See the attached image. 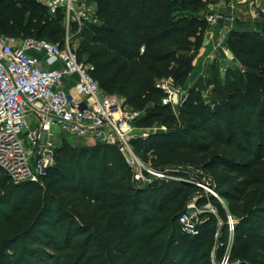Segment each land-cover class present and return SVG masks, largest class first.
<instances>
[{"label":"trees","instance_id":"obj_1","mask_svg":"<svg viewBox=\"0 0 264 264\" xmlns=\"http://www.w3.org/2000/svg\"><path fill=\"white\" fill-rule=\"evenodd\" d=\"M97 3L101 23L84 26L78 61L94 66L103 92L120 95L140 113L136 126L157 122L167 128L135 141V151L162 170L183 164L211 171L238 220L229 263L264 264V15L260 32L236 21L226 41L228 52L258 74L228 70L224 85L214 81L221 95L213 108L202 104L196 86L185 89L187 100L176 109L188 122L181 127L161 103L156 82L172 77L177 85L186 83L208 27L199 15L208 0ZM62 19L61 11L51 14L36 0H0V35L54 41ZM209 131L217 138L210 140ZM96 145L70 150L76 160L67 163L58 160L59 151L40 179L44 189L15 184L0 170V264L13 245L19 247L14 264H41L40 258L43 264H212L200 251L214 217L194 237L177 225L185 194L195 187L171 181L136 188L118 151Z\"/></svg>","mask_w":264,"mask_h":264},{"label":"built area","instance_id":"obj_2","mask_svg":"<svg viewBox=\"0 0 264 264\" xmlns=\"http://www.w3.org/2000/svg\"><path fill=\"white\" fill-rule=\"evenodd\" d=\"M37 1L51 14L61 11L63 22L73 25L76 34L66 36L62 44L0 35V170L15 184L37 182L54 165L58 135L113 147L123 158L136 188L175 181L203 190L204 205L200 207L197 201L201 196H195L185 202L177 217L180 232L198 236L201 226L210 217H217L211 199L219 201L221 196L210 176L176 168L162 170L135 151L134 142L148 137L135 125L140 113L120 97L102 92L92 76L94 66L78 61L73 45L74 37L95 17L91 0ZM254 1L251 5L257 14L264 15V0ZM229 17L231 13L204 15L208 27ZM156 88L163 93L161 103L170 108L177 109L187 100V92L172 77L158 80ZM53 129L58 133H52ZM217 223L222 225L220 220ZM236 223L227 215L224 227L230 237H234ZM214 264H230L228 251Z\"/></svg>","mask_w":264,"mask_h":264},{"label":"rangeland","instance_id":"obj_3","mask_svg":"<svg viewBox=\"0 0 264 264\" xmlns=\"http://www.w3.org/2000/svg\"><path fill=\"white\" fill-rule=\"evenodd\" d=\"M90 2H91V5H92V8H93V11H94L93 15H95V17H94V19L92 21V24H99V23H101V20L96 15L97 7H98L97 0H91ZM199 15L202 16L201 14H199ZM256 16H259V15L256 14ZM257 18L259 19V17H257ZM246 20L247 19L244 20L240 16L239 19H238V22H245ZM245 24H248V26H249L248 28L249 29L252 28L253 30H256V31H259V32L262 30V28H261L262 26H260L259 23H258L257 27H255L254 24L249 22V21H246ZM61 28H62V32H61L60 37H56L54 41L46 39L45 37H42V39H45L46 41H49V42L62 44V42L65 40L66 36H74L76 34L75 27L73 25L72 26L71 25L67 26V24H65L63 22V19H62V23H61ZM80 42H81V32L78 34V37L77 38L74 37V40H73V45L76 47V49L79 48ZM225 44H226V42H225ZM198 51H199V49L197 50V53H196V55H195V57H194V59L192 61L193 70H192L190 76L188 77V79H187L185 84H183V82H181V83L178 84V86H180L184 91H186L185 89H188L190 87L196 86V88H198V90H199V92L201 94V102H202V104L207 106L208 108H213L214 105L216 104L215 102L217 100H219V98H220L219 96L221 95L219 92H217V87L215 88L214 81L217 80L219 82V84H223L224 85V83H225L224 77H225V74L227 73L228 70H230V71L238 70L242 74H243V72L244 73H251V74H254V75L258 74L257 71H255L252 66H250L248 64H242L241 62H238L231 54H229V56H226V55L224 56L223 55L224 57L220 58L218 56L219 53L216 55V57L218 56L217 59H215L216 57L213 58V61H215V62H212L208 66L206 65L207 73L206 74H204V73L200 74V70L201 69H199L197 64L194 67V61H195V58H196V56L198 54ZM216 52H218V51H216ZM44 67L47 68L45 64H44ZM195 68H196V70H195ZM213 68H214V70L216 68V70L213 71ZM203 70H205V66L203 67ZM215 72H216V76H213V74ZM109 95H115V96H118L121 99H123L120 95L115 94V93L114 94L109 93ZM250 110L253 111V107H251ZM171 113H172L173 116H175V121L177 122L178 126H181V127L188 126V122L186 120H184L179 115V113L176 110V108H172L171 107ZM208 126L209 127L211 126V128H212L213 125H212V123H209ZM224 126L225 125H223V127ZM137 128H138V130H140V132H144V133H146L148 135V137L146 139H148L153 134L163 133V132H166V130H167L166 127L160 125L157 122L149 124V125H146V126H142V127L137 126ZM52 133L55 134V133H58V131L53 129ZM214 133L215 132L209 131L208 137L209 138L212 137L210 140L217 138ZM56 141H57L56 142V151L57 152L55 151V153H54V164H55V161H56V155H57V153L59 154V151H61V155L58 157V160L60 162L67 163L66 160H68L69 158H71L73 160H76V158L74 159L73 156L69 155L70 150L73 153H78V152H80L81 148H84V147L93 148L94 146H97L95 143H93L90 140H79V139H74V138H71V137H67L65 135L56 136ZM68 147H70L69 150L67 149ZM256 151H257V145L254 144L253 154ZM150 155L151 154H149L148 158H150V159L155 158L154 155H151V156ZM75 165H76V163H75V161H73V166H75ZM174 168L179 169L180 171L186 172V173H189V174L198 173V174H200L202 176H205V177H206V175H208V176H210L212 178V181L214 182V180H213L214 179V177H213L214 175H213V173L211 171H206V170H203L201 168H197L195 166L183 165V164H179V165L172 164L170 166H166V169H174ZM34 183H36L37 184L36 186H38L39 188H42V189H44L45 186H46L45 181L38 180L37 182H34ZM158 183H160V182H158ZM193 187H195V189L192 188L193 190L191 192H187V194H185V198L184 199L188 201L189 199H193L195 196H201V198L198 199V201H197V203L201 207L206 202V198H205L206 195L203 193V190L201 188H199L197 186H193ZM35 194H39V191H36L34 193V195ZM182 201H184V200H182ZM219 201H217V202L210 201V204L214 207V209L216 211L217 217H214V219H215L214 226L215 227L213 228V231L210 232L208 234V236H206V238H204V242L202 244L201 251H200L201 254L205 253V256H206L205 260L208 262V258H209V260L211 261L212 264L217 263L216 261H217V259L219 257L218 253H219V251H221V248L218 246L220 243H225L224 252L228 251L230 260L232 258L231 255H230V251H231L232 246L234 244L233 234L230 237L229 233H225L224 223L226 221L227 215H230L229 211H228L227 202L222 197H220ZM68 210L72 214H75L70 208H68ZM218 220H220L222 225L217 226ZM236 221L238 223V220H236ZM217 232H218V235H217ZM226 232H227V229H226ZM227 248H229V250ZM16 251H19V247L17 245L10 246L9 247V253L4 258V261H3L2 264H14V262H15L14 260H16V258L18 256V253H16ZM224 252H223V255H224ZM40 260H41V264H43L44 262L42 261L41 258H40ZM48 264H50V263H48Z\"/></svg>","mask_w":264,"mask_h":264},{"label":"crops","instance_id":"obj_4","mask_svg":"<svg viewBox=\"0 0 264 264\" xmlns=\"http://www.w3.org/2000/svg\"><path fill=\"white\" fill-rule=\"evenodd\" d=\"M251 3L255 4V1L208 0L206 9L203 11V13H201V15H206L208 13H217L221 15L223 13H231V17L219 21L218 25L215 27H207V29L204 31L202 36V45L199 48L198 54L194 61V67L197 64L199 69H201L200 74L207 73L206 65L208 66L212 62H215L213 61V58L216 57L218 53L220 58L224 57L225 55L229 56L230 53L226 48L225 42L227 41L228 35L235 22L238 21L240 16L244 20L247 19L246 21L253 23L255 27H257L258 23L260 26H262L261 15L256 16L258 11H256V8L252 6ZM257 17H259V19ZM219 40H222L220 44H218ZM218 56L215 59H217ZM204 66L205 70H203Z\"/></svg>","mask_w":264,"mask_h":264}]
</instances>
